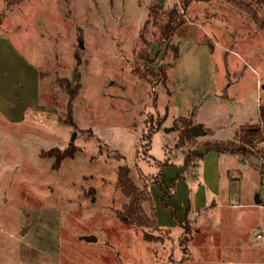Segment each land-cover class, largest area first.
<instances>
[{"label":"rangeland","instance_id":"rangeland-1","mask_svg":"<svg viewBox=\"0 0 264 264\" xmlns=\"http://www.w3.org/2000/svg\"><path fill=\"white\" fill-rule=\"evenodd\" d=\"M179 1L0 0L2 97L18 106L25 96L39 101L37 109H20L16 123L0 113V264L264 262V250L248 245L255 241L252 221L264 217L263 148L250 156L221 154L218 199L229 203L212 211L197 212L196 194L211 187L195 178L197 170L198 178L200 172L214 178L217 154L200 162L192 155L184 179L177 166L162 167L164 184L179 177L166 200L179 225L151 184L157 160L178 165L184 153L202 152L205 141H233L237 127L258 121L264 102V29L233 2L191 3L169 42L179 46L178 59L167 43L152 63L139 59L143 49L150 55L157 49L150 8L166 12ZM15 56L36 71L37 88ZM188 104L194 110H184ZM190 113L208 129L181 147L177 120ZM69 145L74 155L57 167L54 157L40 156ZM119 165L129 167L140 188L151 185L156 220L169 231L118 220L126 202L115 186ZM256 195L263 209H246ZM143 206L150 214L148 203ZM245 211H255L254 219H243ZM186 216L194 220L183 224Z\"/></svg>","mask_w":264,"mask_h":264},{"label":"trees","instance_id":"trees-1","mask_svg":"<svg viewBox=\"0 0 264 264\" xmlns=\"http://www.w3.org/2000/svg\"><path fill=\"white\" fill-rule=\"evenodd\" d=\"M211 0H180L178 3L174 4L169 11H158L156 8L151 7L149 12V17H152V25L155 26L158 30V36L156 40L157 49L155 52L150 55L149 50L143 49L139 55V59L144 64H150L155 61L158 57V54L161 52L162 45L167 43L166 47L171 48L173 51L174 59H178L179 57V46L174 44H170V40L176 34L179 25L183 22V12L190 6L193 2H210ZM227 2H233L235 6L239 10H243L246 13L250 14L252 20L260 29H264V0H224ZM260 10L261 14L258 13ZM147 23L144 24L146 26ZM143 43L146 47L149 46L148 42L145 43L142 38ZM208 45L211 49V44L204 43ZM157 71L159 72V76H162L163 81L166 80V74L163 67H158ZM136 72V71H135ZM139 76L142 79H146V75L143 72L137 70ZM151 76H156L152 69H148V74ZM146 73V74H147ZM78 76V72L74 70V77ZM67 91L71 94L74 89H70L68 85H66ZM187 117H178V122L180 124V128L178 129V142L179 146L183 147L186 143L193 142L194 138L190 133V128L193 125L192 122V113ZM258 121L254 124H245L241 125L237 128L234 133L233 141H205L201 144L202 152L194 151L187 152L183 154V161L181 165V172H185L187 168V164L191 158V156H195L196 159H201L204 154L208 152H214L217 154H228L232 156H250L254 154L255 149H257L258 144L264 142V102L258 106ZM166 119L165 116L160 120L159 123H162ZM148 132L153 135L156 132V129L152 126L148 128ZM76 149L69 145L62 152L59 150H51L48 153H41L40 156L46 157H54L55 163L54 167H57L59 162L68 157H72L74 155V151ZM261 158L264 162V148L260 151ZM136 156V154H135ZM168 162L163 160L160 163V168L157 171V176L153 179L151 184H155L159 187L162 195L161 202L167 207L172 216L173 222L176 225H179V221L175 216L174 209L166 203L167 198H169L172 194L173 187L175 185L176 180L179 178L176 176L174 179L170 181L169 185L164 184L159 180V176L162 173V167L167 166ZM263 165V164H262ZM264 169V166H262ZM115 186L119 189L121 194L126 198V202L122 205L120 210L116 211V216L118 220L125 226H134L138 229L150 228L154 227L155 229H162L156 220V214L154 211V207L152 204V200L149 195V186L150 184H144L141 188L133 182L130 176V169L127 165H119L116 168V181ZM147 202L149 206V213L144 209L143 203ZM187 215V213H186ZM184 223H186L187 216L184 219ZM169 231L168 229H163ZM143 238L146 241H149L151 238L143 233Z\"/></svg>","mask_w":264,"mask_h":264},{"label":"crops","instance_id":"crops-1","mask_svg":"<svg viewBox=\"0 0 264 264\" xmlns=\"http://www.w3.org/2000/svg\"><path fill=\"white\" fill-rule=\"evenodd\" d=\"M0 42H2L1 40H0ZM194 42V41H193ZM3 43H5V42H3ZM197 44V43H196ZM199 45H205V44H199ZM9 47V46H8ZM9 50V49H8ZM8 50L6 51V53H8ZM12 53L13 54H16L15 52H13L12 51ZM19 57H16L15 56V59L14 60H16V62L15 63H17V64H21L22 66H21V69L24 71V73H25V75H28L29 74V79H30V81H32L33 83H34V86H35V88H37V79L35 78V75H34V71L35 70H33V68H31L30 66H28V65H26L21 59H18ZM3 66H1V64H0V70H3V68H2ZM36 72V71H35ZM3 75V74H2ZM31 75V76H30ZM223 89V88H222ZM36 94H37V92H36ZM225 94H227V93H225ZM35 95V94H34ZM227 97V96H226ZM230 101H233V100H230ZM219 102L221 103V104H223L222 103V100H219ZM38 103H39V101H38V98L36 99V95L35 96H33L31 99L29 98V97H27V96H25V97H21L20 98V100H19V102H18V104L20 105V106H18L17 104H11V103H9V102H5V100L3 99V97H2V86H0V113H2V114H4L3 116L5 117V119L7 120V121H9V122H13V123H16L18 120H16L15 119V117L16 116H18V115H20L21 113L19 112V110L20 109H24V112H25V110H26V108L27 107H33V108H38ZM171 106V105H170ZM194 108H195V106H192L191 104H188L187 105V107L184 109V110H186V111H190V110H194ZM193 117V125H198V126H200L205 132H206V130L205 129H208L207 127H206V125H205V122H203V121H198L196 118H195V116H192ZM238 128V127H237ZM165 148H167L166 146H165ZM166 152H167V149H166ZM209 153H214V152H209ZM215 154H217V153H215ZM205 155V154H204ZM218 155V157H216V163H215V170H214V178L213 179H208V178H205V176H204V174L202 175V173L200 172V175H199V178H198V170H197V175H196V180L197 181H201L200 183H199V185L200 184H204L205 182H207L209 185H210V187H211V190L209 191L208 189H205L203 186L200 188L201 189V191H202V196L200 195V193L198 192L197 194H196V198H198V199H195V200H197L196 201V203L197 204H195L196 206L195 207H200L198 210H197V212H199V211H201V212H203V211H212V210H215V209H218L220 206H221V204H219V202H222V203H225V204H228L229 203V199H218V197H220V195H221V192H222V190H221V186H220V172H221V154L219 155V154H217ZM202 159V158H201ZM201 159L199 160V162L201 161ZM163 160V159H162ZM162 160H157V161H161L162 162ZM165 161H166V159H164ZM169 161V160H168ZM167 161V162H168ZM227 161V160H226ZM181 165H182V162L181 163H179L178 165H173V164H170L169 162H168V165L167 166H164V168H165V171L166 170H168V167L169 166H177L178 167V169H179V174H180V177H181V179H184V174L183 173H185L186 172V170H185V172H181ZM218 166V167H217ZM202 167V166H201ZM201 167H200V165L198 166V168L201 170ZM162 171H163V168H162ZM202 171V170H201ZM226 171H228V172H232V171H236V169H230V170H226ZM163 174H161L160 175V180H162V179H164L163 178V176H162ZM199 179V180H198ZM163 181V180H162ZM150 187H151V185H150ZM199 189H197V191H198ZM208 190V191H207ZM206 193H207V196L208 197H206ZM202 197V198H201ZM171 200L172 199H169L167 202L169 203V202H171ZM244 203H246L244 206H245V208L246 209H250V210H255V209H263V207L261 206V204H258V203H256L255 202V200L253 201V202H244ZM185 202H184V206H185ZM188 205V204H187ZM233 206V205H232ZM240 206V205H239ZM251 212V211H250ZM254 214H255V211H253V212H251V213H249V211H245V212H243L242 213V218L243 219H246V220H253L254 219ZM158 216H160V214L158 215ZM251 216H252V218H251ZM197 217V215L194 217V218H196ZM241 217V216H240ZM189 220H194L193 219V217H191V218H188ZM179 221H181V219L179 220ZM253 223H252V226L254 227L253 229V235H254V232H256L257 234H259L261 237L260 238H257V236L256 235H254V237L255 238H253L255 241H253V242H249L248 241V245L250 244V245H252V249H254L256 252H258V251H263L264 250V217L263 216H261L260 218H259V220H255V221H252ZM158 225L162 228V229H164V228H166V229H168L167 227H169L168 226V224H162V221H161V219H160V217H159V221H158ZM164 225H167V227L166 226H164ZM171 226V225H170ZM169 230V229H168ZM196 232H197V228H196ZM246 244V243H245ZM262 262V263H261ZM261 262H255V263H253V264H264V262L263 261H261ZM234 263H236V264H241L242 262H234ZM216 264H218V263H216ZM220 264H222V263H220Z\"/></svg>","mask_w":264,"mask_h":264},{"label":"water","instance_id":"water-1","mask_svg":"<svg viewBox=\"0 0 264 264\" xmlns=\"http://www.w3.org/2000/svg\"><path fill=\"white\" fill-rule=\"evenodd\" d=\"M204 132L205 131L198 125H192L191 128H190V133H191V135L193 137H196L197 135L204 134ZM255 202L259 203V199H258L257 195L255 196ZM84 240L87 241V242H90V241H94L95 238H93V237H84Z\"/></svg>","mask_w":264,"mask_h":264},{"label":"built area","instance_id":"built-area-1","mask_svg":"<svg viewBox=\"0 0 264 264\" xmlns=\"http://www.w3.org/2000/svg\"><path fill=\"white\" fill-rule=\"evenodd\" d=\"M257 148H264V142L258 144ZM232 173H235V172H232ZM254 235L257 236V238H260L261 236L259 234H257L256 232H254Z\"/></svg>","mask_w":264,"mask_h":264}]
</instances>
